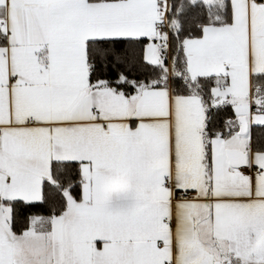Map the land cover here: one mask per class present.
<instances>
[{"label": "snow or ice", "instance_id": "obj_1", "mask_svg": "<svg viewBox=\"0 0 264 264\" xmlns=\"http://www.w3.org/2000/svg\"><path fill=\"white\" fill-rule=\"evenodd\" d=\"M0 264H264V0H0Z\"/></svg>", "mask_w": 264, "mask_h": 264}]
</instances>
